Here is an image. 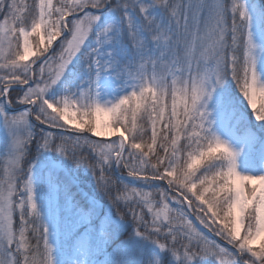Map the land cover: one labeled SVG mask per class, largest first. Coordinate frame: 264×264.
Listing matches in <instances>:
<instances>
[{
    "label": "snow or ice",
    "instance_id": "6c2138e0",
    "mask_svg": "<svg viewBox=\"0 0 264 264\" xmlns=\"http://www.w3.org/2000/svg\"><path fill=\"white\" fill-rule=\"evenodd\" d=\"M0 264H264V0H0Z\"/></svg>",
    "mask_w": 264,
    "mask_h": 264
},
{
    "label": "trees",
    "instance_id": "16d2710c",
    "mask_svg": "<svg viewBox=\"0 0 264 264\" xmlns=\"http://www.w3.org/2000/svg\"><path fill=\"white\" fill-rule=\"evenodd\" d=\"M82 179H84L85 180V190L87 191L88 190V188H87V180L89 179V177H82Z\"/></svg>",
    "mask_w": 264,
    "mask_h": 264
},
{
    "label": "water",
    "instance_id": "95a60500",
    "mask_svg": "<svg viewBox=\"0 0 264 264\" xmlns=\"http://www.w3.org/2000/svg\"><path fill=\"white\" fill-rule=\"evenodd\" d=\"M214 239H216L215 237H213ZM218 240V239H217ZM220 243H222V242H220Z\"/></svg>",
    "mask_w": 264,
    "mask_h": 264
},
{
    "label": "rangeland",
    "instance_id": "374dc122",
    "mask_svg": "<svg viewBox=\"0 0 264 264\" xmlns=\"http://www.w3.org/2000/svg\"><path fill=\"white\" fill-rule=\"evenodd\" d=\"M85 178V177H84ZM223 243V242H222Z\"/></svg>",
    "mask_w": 264,
    "mask_h": 264
}]
</instances>
